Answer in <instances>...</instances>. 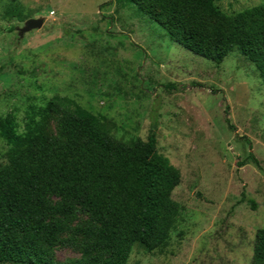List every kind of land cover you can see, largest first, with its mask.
Wrapping results in <instances>:
<instances>
[{"label": "rangeland", "instance_id": "obj_1", "mask_svg": "<svg viewBox=\"0 0 264 264\" xmlns=\"http://www.w3.org/2000/svg\"><path fill=\"white\" fill-rule=\"evenodd\" d=\"M215 3L233 14L264 0ZM39 17L43 26L20 37L25 21ZM55 96L101 117L122 141L146 140L157 119L158 151L181 173L168 244L149 251L135 243L128 264H252L264 228V82L238 48L221 63L199 56L129 0H0V117L13 115L23 130L31 107ZM47 133L59 134L58 113L49 114ZM8 148L0 136L1 166ZM46 221L65 227L49 248L54 261L87 257L93 239L77 228L99 226L89 210L77 205Z\"/></svg>", "mask_w": 264, "mask_h": 264}, {"label": "trees", "instance_id": "obj_2", "mask_svg": "<svg viewBox=\"0 0 264 264\" xmlns=\"http://www.w3.org/2000/svg\"><path fill=\"white\" fill-rule=\"evenodd\" d=\"M129 1L199 56L221 63L238 48L264 82V3L227 14L215 0ZM12 7L7 12L14 14ZM51 112L59 114L54 137L47 133ZM225 114L234 128L229 105ZM157 130L154 119L146 140H119L101 117L60 96L32 106L23 130L13 115L0 117V136L9 146L8 164L0 165V263L128 264L135 243L149 251L165 247L177 224L179 205L172 193L181 173L158 151ZM249 159L260 165L253 152ZM48 194L63 200L52 204ZM242 201L256 210L246 191ZM77 205L89 210L99 226L77 228L93 239L85 248L87 257L56 262L49 248L65 227L46 219L72 213ZM252 264H264V228L256 232Z\"/></svg>", "mask_w": 264, "mask_h": 264}, {"label": "water", "instance_id": "obj_3", "mask_svg": "<svg viewBox=\"0 0 264 264\" xmlns=\"http://www.w3.org/2000/svg\"><path fill=\"white\" fill-rule=\"evenodd\" d=\"M44 24V18H29L27 21H25L24 26L19 29V36L23 37L26 33L39 29Z\"/></svg>", "mask_w": 264, "mask_h": 264}]
</instances>
